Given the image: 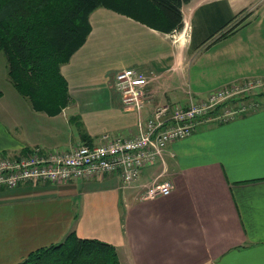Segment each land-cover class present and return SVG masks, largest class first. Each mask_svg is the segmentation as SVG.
<instances>
[{"label":"crops","instance_id":"1","mask_svg":"<svg viewBox=\"0 0 264 264\" xmlns=\"http://www.w3.org/2000/svg\"><path fill=\"white\" fill-rule=\"evenodd\" d=\"M182 11L184 27L172 34L119 14L125 34L93 26L61 69L72 102L57 116L0 99V154L133 138L159 105L188 108L249 77L264 85V0H193ZM125 43L130 49H120ZM124 70L148 82L133 104L114 86ZM259 100L250 114L199 119L132 184L109 174L0 188V264H19L71 232L114 246L121 264H264V88ZM164 181L173 183L169 196L145 199Z\"/></svg>","mask_w":264,"mask_h":264},{"label":"trees","instance_id":"2","mask_svg":"<svg viewBox=\"0 0 264 264\" xmlns=\"http://www.w3.org/2000/svg\"><path fill=\"white\" fill-rule=\"evenodd\" d=\"M193 0H0V52L19 94L38 112L57 116L71 102L62 67L87 42L91 15L104 8L152 30L184 27L183 7ZM3 93L0 91V98ZM77 125L81 128V123ZM19 264H121L114 246L71 232L59 244L30 253Z\"/></svg>","mask_w":264,"mask_h":264},{"label":"built area","instance_id":"3","mask_svg":"<svg viewBox=\"0 0 264 264\" xmlns=\"http://www.w3.org/2000/svg\"><path fill=\"white\" fill-rule=\"evenodd\" d=\"M147 79L134 70H124L115 75V89L122 94L126 104L137 102V91L144 89ZM262 86L259 80L244 83ZM239 85L225 86L213 92L205 101L188 108L159 105L133 138L104 136L96 146L82 145L67 153H44L34 148L26 155L15 157L0 154V188H16L28 182L63 184L71 180H90L109 174H119L124 184L136 182L142 171L155 165L166 148L190 137L199 119L207 117L217 107L224 105L240 91ZM218 105V106H217ZM138 107L140 108L141 106ZM244 106L226 109L221 121L230 120L245 111ZM219 118V119H220ZM173 183L164 181L152 186L145 199L166 197L172 193Z\"/></svg>","mask_w":264,"mask_h":264},{"label":"rangeland","instance_id":"4","mask_svg":"<svg viewBox=\"0 0 264 264\" xmlns=\"http://www.w3.org/2000/svg\"><path fill=\"white\" fill-rule=\"evenodd\" d=\"M109 13H112V12H108V10L106 9H101V12H99L97 15L95 14L92 17L94 28L100 29V31L102 29H106L109 32L121 30L122 34H125V29L127 26H129L127 24L128 23L127 19L125 17L122 18V16H119L118 14H116L117 16H115V14H109ZM120 49H130L129 44L127 43L123 44ZM113 55L114 54L111 53L110 56L107 57L112 64H114V62L112 61L114 58ZM248 79L250 82V77ZM252 80H255V79H252ZM263 86L264 85L262 86H258V85L249 86L248 85L249 90H244L243 89L244 85L238 86V88H240V91L234 94L233 95L234 97L228 100L224 105L217 107L215 111L219 112L220 113L219 115H222L224 111L228 108L231 110H235V109H238L244 106L246 108H245V111L241 113V116L255 112L257 109H260L261 107L259 97L262 92V89L264 88ZM0 91L3 93V96L0 99L4 97L5 99L4 101L14 100L17 98L22 99V100L25 99L29 101L28 99L22 97L19 94V92L16 90V88L13 86L9 78V75H8L7 59L3 52H0ZM62 241L63 239H61L60 243Z\"/></svg>","mask_w":264,"mask_h":264}]
</instances>
